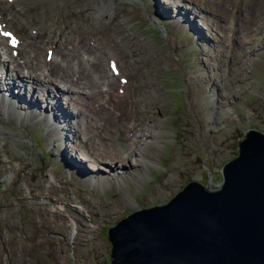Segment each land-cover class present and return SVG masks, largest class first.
Masks as SVG:
<instances>
[{
  "label": "rangeland",
  "instance_id": "obj_1",
  "mask_svg": "<svg viewBox=\"0 0 264 264\" xmlns=\"http://www.w3.org/2000/svg\"><path fill=\"white\" fill-rule=\"evenodd\" d=\"M97 1L71 0L70 5L54 9L61 10L57 12V15H62L58 25L63 27L61 32L68 33L64 46L76 47L77 40L93 46L94 39L99 36L105 46L113 44L120 56L118 60L123 65V72L127 76L130 95L123 101L125 93H121L120 83H116L119 78L110 83L111 92L107 98H103V101L109 100V106L115 112L119 114L124 112L122 117H116L102 105L105 107L106 118L109 120L108 127L102 134L107 141L111 135H117L119 131L117 133L114 132L115 130L110 131L111 124L118 125L123 122L125 126L128 125L127 111H129L130 116L135 117L139 124L137 131L153 130V127L157 125L166 132L163 134L164 148L162 154L158 153V158L156 157L158 165L150 166L149 178L143 185L141 184L139 189L131 185L132 182L127 186L125 184V190L127 189L126 192L132 197L134 203L126 201V195L118 185L101 192L98 188L96 190L89 188L90 182L88 186L82 184V179L76 175L61 173L64 187L75 190L74 196H79L83 202L81 204L85 209L83 213L95 226L94 238L85 240L87 239L85 233H81L78 235L80 239L71 245L70 233H73L75 225L80 223L61 216V213L67 210L62 207L63 201L55 198L69 196L63 192L62 187L56 186L51 189L48 194L53 198L47 193L32 197L29 192L24 191L26 203L20 202L25 180L34 183L33 179L40 169L43 172L48 167L54 169L61 167L59 157L62 154V143L48 141L46 130L42 126H37L38 123L20 125L3 118L0 121V129L5 128L6 136L0 134V235L3 236L0 239V255L5 250L9 251L12 263L47 264L48 260H52L50 264H62L59 256L69 255L72 259L75 251L77 254L85 251V254L95 259L97 264H111L112 245L108 238L109 227L140 209L139 207L167 203L191 181H199L207 186L210 184H214L213 187L219 186L222 181L223 166L238 155V140L244 137L248 129L264 130V60H262L264 54L261 56V62L254 63L249 68L246 59H243L245 53L241 51L243 48L245 51L258 48L257 43L264 40L262 26L264 25V0H249L255 12V20L250 23V27L255 29V36H252L250 43H244L243 46L240 43V35L245 31L246 18L245 13L237 8L238 5H243L241 0H216L220 2L207 0L204 3L203 0L196 1L210 11H214L209 13L210 11H205L203 8L204 13L219 14V17L215 16L210 21L223 29L224 26L228 28V20L232 19L228 15L230 14L228 8L235 9L233 18L236 24L232 32L236 29L233 36L234 45H236L235 38L237 39L236 48L230 49V52L226 50L224 45H232L231 39L224 38L219 42L220 47L224 46V51L221 53L223 59L225 52L230 56L228 58H231L229 62L217 57L216 50L213 56L205 57V53L213 51L214 48L201 49L200 45L203 46V43L200 41L202 40L192 37L193 31L185 29L184 20L178 25H173L158 17L157 10L161 6L168 7L171 4L167 1L163 3L162 0H123L124 2L118 0L116 16L106 14L102 19L97 13L100 12ZM180 4L186 5L183 1ZM225 6H227L226 9ZM35 9L36 11L48 10L38 7ZM194 15L193 12L189 13L191 20H195L193 24L197 26L203 24L199 18L195 19ZM153 19H157L167 29L166 35L154 24ZM8 27H10L9 24ZM34 30L38 31V29ZM21 33L25 38L24 32L21 31ZM208 33L211 35V32ZM51 41L46 35H42L38 40L37 44L41 48L40 57L43 60L46 59L43 56L46 54L45 50L49 51L48 46L51 48L55 46L54 43L51 44ZM108 49L112 48L103 49L104 63L102 66L97 65L96 71H102L108 67L107 59L113 57L107 52ZM26 50L30 51V48L23 45L19 48L16 62L13 65L10 63L12 68L16 67L18 61L27 59ZM235 51L238 55H235ZM92 52L93 50L90 49L85 55L86 58H97L100 53ZM72 54L69 53V55ZM73 58L75 60L70 62L75 65L78 59L75 56ZM213 58H218L215 67L219 68V72H215V78H218L220 83L224 81L223 68L225 78L228 76L232 78L230 85L224 88L229 91H226V96L230 94L224 101L233 114L230 116L227 113V117L224 118L222 116L224 112L219 110L223 113L216 114L217 122L212 113L213 106L218 105H213L209 97L211 90H214L215 82L202 77L204 73L207 76L210 75L204 61L212 62ZM61 59V56H58V62H64ZM85 67L87 72L92 74L93 68ZM16 69H19L18 75H25L28 78L29 73L26 69L23 67ZM55 75L61 76L62 72ZM75 75L79 76V73ZM215 90L217 94H222V85L221 88L217 86ZM233 92L239 93L237 99L231 94ZM40 99L45 101L46 98ZM40 99L37 97L36 102H32L34 105L37 104V109ZM197 99H199L198 102H196ZM96 101L94 98L93 102L98 105ZM100 116L103 118L102 115ZM90 117L97 118L93 115ZM217 117L220 119L218 120ZM25 137L32 138V143L29 144ZM117 137L126 143L125 133ZM103 139L101 142H104ZM75 155L78 157L79 154L75 153ZM31 169H35L34 173ZM80 170L87 169L82 165ZM141 173L144 175V171ZM67 225H69V236L66 237L63 230Z\"/></svg>",
  "mask_w": 264,
  "mask_h": 264
},
{
  "label": "bare ground",
  "instance_id": "obj_2",
  "mask_svg": "<svg viewBox=\"0 0 264 264\" xmlns=\"http://www.w3.org/2000/svg\"><path fill=\"white\" fill-rule=\"evenodd\" d=\"M84 1L88 2L90 0ZM166 1L171 4L168 5V7L161 6L160 4L159 6L161 7L157 10L159 13L158 17L165 19L168 24L173 25H178L184 20L185 29L193 31V33H191L192 37L202 40L200 41L203 43V46L200 45L201 49L214 48L213 51H208L205 55L203 54L205 57L213 56L216 50V56L223 59L221 53L224 51V46L228 52H230V49L236 48L237 39L235 38L236 45H234L233 38L236 29L232 32L236 24L233 18L235 9L228 8V12L230 13L228 15L229 17L231 16L232 19L230 21L228 20V28L223 25V29L210 21L215 16L219 17V14H209L214 13V11H210V9L204 5L202 6L197 3L196 1L198 0H162L163 3ZM182 1L186 5L181 6L183 3L180 4V2ZM205 1L207 0H203V3ZM241 1L243 3V5H241L242 7L238 5L237 8L240 9V12L243 11L245 13L246 18L244 22L245 31L240 35V43L243 46L244 43H250L252 36H255V29L250 27V23H253L255 20V12L249 0ZM70 3L71 0H0V121L6 118L20 125L38 123L37 126H42L46 130L48 141L53 140L62 143V154L59 157L61 167L58 169L48 167L43 172H41L40 169L33 179L34 183L25 180V187L21 193L20 202L22 204L26 203L25 199L27 198L23 195L24 191L29 192L32 197H36L35 195L40 196L43 193H50L51 189L56 186L62 187L63 192L69 196L66 198H55L61 199L63 201V209L67 210V212H62L61 216L80 223L77 224V226L75 225L73 233H70V244L73 245L77 239H80L78 235H81V233H85L84 235L87 238L85 240L94 238L95 229L93 228L95 226H93L92 220L88 219L86 214L83 213L84 208L81 205L83 202L80 200L79 196H74L75 190L67 189V186H65L67 190L65 189L63 185L65 183L61 181V173L66 172L69 175H76L78 178L82 179V184L88 186L90 182L89 188L95 190L98 188V191L101 192H104L107 188L118 185L126 195V201L129 200L132 202V197L126 192L127 189L125 190V184L127 186V184H131L132 182L131 185L139 189L145 183V180L149 178L148 172L150 166L158 165V155L162 154L165 141L163 134L165 131H162L157 125L153 127V130L149 129L146 132L137 131L139 124L136 118L131 117L130 112L127 111L128 125L125 126L123 122L118 123V125L117 123H113L110 129V131L115 130V133L119 131L117 134L119 136L125 133L126 143L115 134L111 135L108 141L104 138L102 133L108 127L109 120L106 118L107 112H105V107L102 105L106 106L110 110V113L116 117H122L124 111L120 114L115 112L109 106V100L103 101V98H107L111 92L110 83H113L115 79L119 78L116 83H120V91L122 94L125 93V96L123 95L124 101L125 97L130 95L127 76L123 72V65L119 63L118 58H120V56L115 51L113 44L105 46V43L99 36H96L94 39L95 44L93 46L87 45V43H84L82 40H77L76 47L69 48L64 46V40L68 33L65 34L61 32L63 31V27H60L58 24L60 21L59 18L62 15H57V12L61 10L54 8L65 7L70 5ZM96 4L99 6L98 10L100 12L97 13L100 14L101 19L105 17L106 14L112 17L116 16L115 10L118 0H98ZM36 7L48 10L36 11ZM203 8L205 11L210 12L204 13ZM226 8L227 6H225V9ZM194 9L196 10L193 11ZM180 10L183 11L181 12ZM190 12H193V14H195L193 17H195V19L199 18L203 24H198L199 26L194 25L193 22L195 20H191L189 16ZM1 22L4 25H2ZM153 22L165 35L167 34V29L160 24L157 19H153ZM188 23L191 24V26ZM8 24L10 27H8ZM262 26L264 27L263 24ZM34 29H38V31L36 30V32ZM21 31L24 32L26 39ZM4 32L11 33V37L5 36L3 34ZM208 32H211V35ZM42 35L49 36V39L52 40L51 44H55L52 48L48 46V52L47 49L45 50L46 54L43 56L46 57V59L44 60L40 57L41 48L37 44ZM13 37L16 40L15 45L12 43ZM224 38L231 39L232 45L220 47L219 42ZM22 45L23 47L30 48V51L26 50L28 54L27 59L18 61L16 67L12 68L10 63L13 65L16 62L20 52L19 48ZM257 46L259 47L253 48V50H251L252 48L250 50L246 49L247 51H245L244 48L241 49V51L245 53L243 59H246L247 67L249 66V68L252 64L259 63L260 59H262L261 56L264 54V50H262V48H264V40L261 43H257ZM105 48H112L110 50L108 49L107 52L113 57L107 59L108 67L105 68V70L96 71L97 69L95 67L97 65L102 66L104 63L103 49ZM238 48H240V45H238ZM90 49H92V53L95 54L100 52L97 58H86L85 55ZM20 50L22 51L23 49ZM256 52L258 53L256 54ZM69 53L73 54L69 55ZM235 55H238L237 51H235ZM58 56H61V61L64 62H58ZM74 56L78 59L75 65L70 62V60H75V58H73ZM224 57L223 60L226 62L231 61V58H228L230 56L225 52ZM213 60L212 62L208 61V63L204 61V65L210 75L207 76L204 73L202 77L206 80L207 78L214 80L215 82V84L213 83L214 90H211V94L208 93L210 94L209 97L213 105H218L216 107L213 106L212 113V116H214L216 120V114L219 115L221 111L224 112H222L223 114L221 113L224 118L227 117V113L230 114V116L233 114V112L227 108L225 104L226 101H224L225 97L230 95L228 94L226 96L227 90L224 88H227L232 78L229 76L225 78L226 74H224L223 68L224 81L220 83L218 78L216 79L214 76L215 72H219V68L215 67L218 58H213ZM84 64H86L85 66L93 68L91 70L92 74L87 72V68ZM113 65H115V70H113ZM22 67L28 71V78L25 75H18L19 69L16 68ZM20 71L22 70L20 69ZM59 72H62V75L57 77L55 73ZM76 73H79V76H76ZM194 76L196 77V75ZM221 85L223 93L217 94L215 89L217 86L221 88ZM237 92L231 93L236 99L239 94ZM39 96L40 98H46L45 101L41 100ZM37 97L40 99L38 100V109L37 104L34 105L32 103L36 102ZM94 98H96L98 105L93 102ZM198 100L199 99H197L196 102H198ZM91 115L97 116V118H92L90 117ZM100 115H102L103 118H101ZM222 116L220 115V117ZM217 118L218 120L220 119L219 117ZM261 131L264 132V130ZM4 133L6 132L3 127L0 129V134L6 136ZM152 136H154V138ZM25 139L29 144L32 143V138L25 137ZM101 139H103L104 142H101ZM75 153L79 154L78 157ZM153 155L154 158H152ZM82 165L87 170H80ZM31 171L34 173L35 169H31ZM141 171H144V175ZM210 185L212 186L214 184ZM212 188L215 187L212 186ZM83 227L85 229H83ZM63 231L66 237L69 236V225H67L66 229ZM1 238H3V236L0 235V239ZM58 258L62 264H97L95 259L85 254V251L82 254H77L75 251L72 259L69 255L59 256ZM51 261L52 260H48L47 264H50ZM0 264L18 263H12L9 251L5 250L4 253L0 255Z\"/></svg>",
  "mask_w": 264,
  "mask_h": 264
},
{
  "label": "water",
  "instance_id": "obj_3",
  "mask_svg": "<svg viewBox=\"0 0 264 264\" xmlns=\"http://www.w3.org/2000/svg\"><path fill=\"white\" fill-rule=\"evenodd\" d=\"M139 208L109 227L111 264H264V132L238 140L219 186Z\"/></svg>",
  "mask_w": 264,
  "mask_h": 264
},
{
  "label": "snow or ice",
  "instance_id": "obj_4",
  "mask_svg": "<svg viewBox=\"0 0 264 264\" xmlns=\"http://www.w3.org/2000/svg\"><path fill=\"white\" fill-rule=\"evenodd\" d=\"M5 36H9V37H11V33H8V32H4L3 33ZM12 43H13V45H15V43H16V40H15V38L13 37L12 38ZM113 70H115V65H113Z\"/></svg>",
  "mask_w": 264,
  "mask_h": 264
}]
</instances>
